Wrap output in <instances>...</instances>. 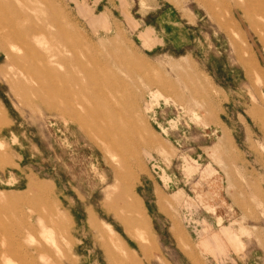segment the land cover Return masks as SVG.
I'll use <instances>...</instances> for the list:
<instances>
[{"label":"rangeland","instance_id":"374dc122","mask_svg":"<svg viewBox=\"0 0 264 264\" xmlns=\"http://www.w3.org/2000/svg\"><path fill=\"white\" fill-rule=\"evenodd\" d=\"M0 264H264V0H0Z\"/></svg>","mask_w":264,"mask_h":264},{"label":"crops","instance_id":"0c3cea01","mask_svg":"<svg viewBox=\"0 0 264 264\" xmlns=\"http://www.w3.org/2000/svg\"><path fill=\"white\" fill-rule=\"evenodd\" d=\"M148 69H149L148 65L144 62L143 72L146 73V72L148 71ZM184 70H185V69H182V67H180L179 69H177V71H179L178 74L182 73ZM200 80H201V82H200L198 79H196L195 82L193 83V84L195 85V89H196V90H205V91H209V90H207V88H208L207 81H206L205 79H202L201 77H200ZM141 205H142V204H141ZM224 230L227 231V229H222L221 232H222L223 235L226 236L227 234H225ZM228 233H229V232H228ZM229 234H230V233H229ZM230 236H232V235H230ZM227 237H228V236H227ZM204 244H207V241H206V240L204 241ZM144 253H145V257H148V256H149V255H148V250H145V249H144Z\"/></svg>","mask_w":264,"mask_h":264}]
</instances>
